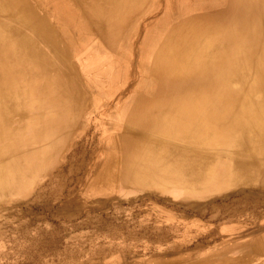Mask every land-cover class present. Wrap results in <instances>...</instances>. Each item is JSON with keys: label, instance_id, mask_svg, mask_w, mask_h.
<instances>
[{"label": "bare ground", "instance_id": "bare-ground-1", "mask_svg": "<svg viewBox=\"0 0 264 264\" xmlns=\"http://www.w3.org/2000/svg\"><path fill=\"white\" fill-rule=\"evenodd\" d=\"M42 1L0 0V197L85 166L101 202L264 188V0ZM255 233L230 249L264 264Z\"/></svg>", "mask_w": 264, "mask_h": 264}, {"label": "rangeland", "instance_id": "rangeland-1", "mask_svg": "<svg viewBox=\"0 0 264 264\" xmlns=\"http://www.w3.org/2000/svg\"><path fill=\"white\" fill-rule=\"evenodd\" d=\"M44 6L40 0V13ZM43 15L60 34L53 17ZM69 55L76 64L70 51ZM55 164L53 160L45 169L54 172ZM85 169L79 167L66 182L59 178L49 181L39 169L29 177L27 192L0 197V264H168L176 260L179 264H250L243 252L233 253L230 248L253 238L244 235L253 232L257 233L251 243L264 256L263 185L235 183L226 192V200L212 195L179 199L174 191H162L132 202L117 193L101 202L100 195L78 191ZM69 191H76L78 196L73 204L65 199ZM245 194L250 195V201H242ZM164 198L173 200L174 205ZM233 200L236 202L232 204ZM154 207L162 212H155ZM197 210L203 216L196 217ZM167 212L171 216H166ZM166 249L174 251L150 258ZM181 251L188 252L189 257L180 259L176 253Z\"/></svg>", "mask_w": 264, "mask_h": 264}]
</instances>
